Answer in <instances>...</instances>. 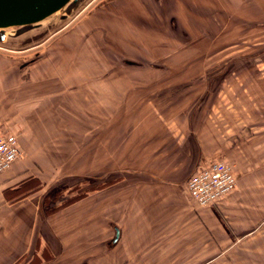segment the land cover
<instances>
[{"label": "rangeland", "instance_id": "374dc122", "mask_svg": "<svg viewBox=\"0 0 264 264\" xmlns=\"http://www.w3.org/2000/svg\"><path fill=\"white\" fill-rule=\"evenodd\" d=\"M107 1L84 0L66 19L56 15L20 38L14 37L15 29H9L8 41L0 43V57L10 62L5 71L21 76L17 86L0 92V106L6 104H1L6 96L12 97L16 108L25 105L20 111L0 110L1 132H12L19 147L28 136L36 154L47 151L52 157L35 159L39 170L40 165L45 167L42 178L28 177L20 194L34 189L43 196L45 213L59 217L53 220L55 227L65 218L67 231L86 235L85 245L91 242L87 235L92 230V190L102 188L94 184L116 176V158L109 159L108 138L104 137L110 126L122 123L124 104L136 103L137 109L165 105L187 110L193 124L195 119L199 124L206 118L213 121L212 115L223 122L227 114L236 123L228 132L233 139L237 131L251 134V127L243 126L246 122L264 128V0H184L189 6H200L196 8L199 14H191L181 0L176 1L198 22L192 30L180 17L183 30L179 32L171 21L183 15H163L164 3L156 8L147 0L148 14L155 22L142 30L143 20L133 19L130 25L135 38L121 37L126 43L122 51L100 40L99 34L106 33L113 41L102 26L81 28L80 20ZM109 87L111 107L99 111L100 118L97 113L93 117L92 95L107 105L102 93ZM14 96L25 100L17 102ZM244 99L258 109L247 112L242 124L233 108L245 106ZM28 120L37 124L25 125ZM213 138H219L217 130ZM116 139L112 153L123 142V138ZM106 212L103 209L101 217H107ZM249 261L264 264V255H250Z\"/></svg>", "mask_w": 264, "mask_h": 264}, {"label": "crops", "instance_id": "0c3cea01", "mask_svg": "<svg viewBox=\"0 0 264 264\" xmlns=\"http://www.w3.org/2000/svg\"><path fill=\"white\" fill-rule=\"evenodd\" d=\"M135 1L124 0L111 13L115 25L111 23V44L120 51L126 44L121 37L134 38L124 22L142 13L143 3ZM179 6L176 11L184 14ZM9 63L0 57V92L17 86L21 78L19 73L5 71ZM105 89L102 100L107 105L92 95L93 117L97 113L100 118L99 111L111 107L112 88ZM21 97L13 99L24 102ZM11 98L1 100V104L6 102L1 112L25 108L23 103L14 107ZM244 101L245 106L233 108L242 124L247 112L258 109ZM124 106L122 112L117 109L122 123L110 126L104 137L108 138L109 159L116 158L117 172L98 184L94 181V186L102 184V188L92 190L93 221L87 245L82 231L65 229V218L55 227L53 220L59 217L45 213L43 196L34 189L20 194L28 177L42 178L45 167L40 165L39 170L35 159L52 158L47 151L36 154L28 136L24 137L21 157L0 175V264H254L250 255H264V128L246 122L243 126H250L251 134L237 131L233 139L228 132L236 123L227 114L223 122L212 115L214 122L206 118L199 124L195 119V125L187 110L165 105L137 109L136 103ZM216 130L219 138H213ZM113 138H123V142L112 153ZM99 152L98 148L94 153ZM216 160L234 165L237 189L211 208H201L189 196L186 182ZM103 209L107 217H101ZM116 232L119 240L114 244Z\"/></svg>", "mask_w": 264, "mask_h": 264}, {"label": "built area", "instance_id": "2783aa9c", "mask_svg": "<svg viewBox=\"0 0 264 264\" xmlns=\"http://www.w3.org/2000/svg\"><path fill=\"white\" fill-rule=\"evenodd\" d=\"M19 150V141L14 134L0 133V175L12 168L20 157ZM234 168L230 162L216 160L194 172L186 182L193 202L201 208H211L233 194L238 184V174Z\"/></svg>", "mask_w": 264, "mask_h": 264}, {"label": "water", "instance_id": "95a60500", "mask_svg": "<svg viewBox=\"0 0 264 264\" xmlns=\"http://www.w3.org/2000/svg\"><path fill=\"white\" fill-rule=\"evenodd\" d=\"M84 0H0V43L8 41L7 30L15 29L14 37L30 33L37 25L59 16L69 17ZM119 240L116 232L113 243Z\"/></svg>", "mask_w": 264, "mask_h": 264}, {"label": "flooded vegetation", "instance_id": "af4514ba", "mask_svg": "<svg viewBox=\"0 0 264 264\" xmlns=\"http://www.w3.org/2000/svg\"><path fill=\"white\" fill-rule=\"evenodd\" d=\"M123 1L124 0H108L107 4H105L104 6L98 8L96 11H93V12L89 13L88 16H86V19L82 18V20H80L81 21L80 24L82 23V25H83V26L81 25L82 26L81 28L84 29V28H89V27L91 28L93 26L94 27H101L102 26L104 29H106V31H108L107 35L112 37V35H111L112 32L110 30L112 29V27H111L112 24L111 23H113V22H111L110 20H111L113 14L111 15V13H112V11L114 9L117 8V5L122 4ZM133 1H135V0H133ZM139 1L141 3H143L142 4V13H138V16H137L138 18L140 17V19L143 20L142 25H139V26L141 27L140 29L147 30V29H145V28H147V25L148 24H150V25L152 24L153 25L152 21L155 22V19H153L154 18L153 16H150L148 14V11H147L148 9L147 8H148L149 4H148L147 0H139ZM150 1H151L150 2L151 5H153L154 7L156 6V8H158L157 6H159V3H161V4L164 3L165 4V6L162 8V14L163 15H167V14H171V13H176V14L178 13L176 11V7H178L179 4L176 1H179V0H150ZM180 2H182V4L185 5V7L189 9V12H191V14H199L201 12V10L200 11L196 10V8L199 9L200 6L196 7L193 4H192V6H189L190 3L187 2V1H184V0H181ZM201 7H203V6H201ZM207 9H208L207 7H204L203 10L205 12H207ZM182 10L185 11V9H182ZM185 13H186L185 15L182 14L183 16L179 15V13H178L177 15H179V17L178 16L176 17V21H175V18H173L172 21H171V24L174 26V28L178 32L180 30H183V28L181 26L182 22L180 23L182 18L184 20L186 19L187 24L191 27L192 30H193L194 27L197 28L196 26L198 25V22L194 18H189L188 15H187V12H185ZM118 17L122 18L121 20H123L122 16H118ZM180 17H182V18H180ZM138 18H134L133 17L131 19L126 20V22H124L125 26L127 28L126 30H130V35L132 34V29H131V25H130V24H132L131 21L133 19L137 20ZM184 20H183V22H184ZM105 24H107V28L105 27L106 26ZM176 25H179V27L176 26ZM114 27H115V25H114ZM99 38L102 41L104 40V42H109L108 44H110L113 47V44H111L112 43V39L111 38L110 39L107 38L106 37V33H105V35L99 34ZM128 46L129 45H127L126 47H128ZM129 61L135 62L136 60H129ZM132 62H130V63H132Z\"/></svg>", "mask_w": 264, "mask_h": 264}, {"label": "trees", "instance_id": "16d2710c", "mask_svg": "<svg viewBox=\"0 0 264 264\" xmlns=\"http://www.w3.org/2000/svg\"><path fill=\"white\" fill-rule=\"evenodd\" d=\"M24 187L26 188V186L24 185V186L22 187V189H24ZM22 189H21V190H22ZM22 193H24V192H22Z\"/></svg>", "mask_w": 264, "mask_h": 264}]
</instances>
